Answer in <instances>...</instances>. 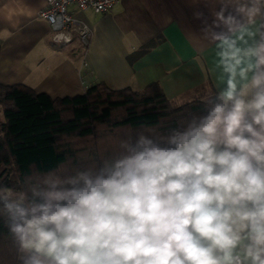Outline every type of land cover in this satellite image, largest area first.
<instances>
[{"label":"clouds","instance_id":"1","mask_svg":"<svg viewBox=\"0 0 264 264\" xmlns=\"http://www.w3.org/2000/svg\"><path fill=\"white\" fill-rule=\"evenodd\" d=\"M197 18L223 81L199 114L0 187L21 264H264V0H210Z\"/></svg>","mask_w":264,"mask_h":264},{"label":"crops","instance_id":"2","mask_svg":"<svg viewBox=\"0 0 264 264\" xmlns=\"http://www.w3.org/2000/svg\"><path fill=\"white\" fill-rule=\"evenodd\" d=\"M43 6L44 0H0L1 84L71 97L97 82L132 90L157 82L177 103L206 99L223 84L216 49L197 18H210V0H119L101 13L71 5L73 17L90 27L86 44L75 34L68 43L52 41L38 16Z\"/></svg>","mask_w":264,"mask_h":264},{"label":"trees","instance_id":"3","mask_svg":"<svg viewBox=\"0 0 264 264\" xmlns=\"http://www.w3.org/2000/svg\"><path fill=\"white\" fill-rule=\"evenodd\" d=\"M204 99L177 103L159 84L50 97L23 83H0V187L15 188L51 171L74 172L107 158L144 128L164 133L202 110ZM0 264H21L0 217Z\"/></svg>","mask_w":264,"mask_h":264},{"label":"built area","instance_id":"4","mask_svg":"<svg viewBox=\"0 0 264 264\" xmlns=\"http://www.w3.org/2000/svg\"><path fill=\"white\" fill-rule=\"evenodd\" d=\"M119 0H44V6L38 16L46 21L51 30V39L57 43H68L75 34L77 39L86 44L90 38V27L73 17L70 6L80 10L101 13L111 8Z\"/></svg>","mask_w":264,"mask_h":264}]
</instances>
